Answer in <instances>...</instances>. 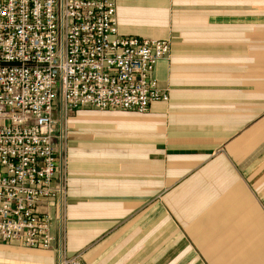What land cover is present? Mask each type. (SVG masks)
Instances as JSON below:
<instances>
[{"label":"crops","instance_id":"0c3cea01","mask_svg":"<svg viewBox=\"0 0 264 264\" xmlns=\"http://www.w3.org/2000/svg\"><path fill=\"white\" fill-rule=\"evenodd\" d=\"M119 34L169 41L146 113L78 109L48 250L0 264H264V0H113Z\"/></svg>","mask_w":264,"mask_h":264},{"label":"built area","instance_id":"2783aa9c","mask_svg":"<svg viewBox=\"0 0 264 264\" xmlns=\"http://www.w3.org/2000/svg\"><path fill=\"white\" fill-rule=\"evenodd\" d=\"M170 46L120 35L113 0H0V242L50 248L37 206L67 192L59 122L167 102L151 76ZM60 250L58 264H82Z\"/></svg>","mask_w":264,"mask_h":264},{"label":"rangeland","instance_id":"374dc122","mask_svg":"<svg viewBox=\"0 0 264 264\" xmlns=\"http://www.w3.org/2000/svg\"><path fill=\"white\" fill-rule=\"evenodd\" d=\"M166 91V90H164ZM167 92V91H166ZM109 111V110H107ZM111 111H118V112H123V111H119V110H111ZM58 119L60 118V112L58 110V114H57ZM74 118L76 117H71V115L67 118V121L64 123L59 122V125L61 126V129L63 131L62 134V138L59 140H57V147L58 149L62 150V152L64 153V158H65V162L68 163V149H69V137L71 132L76 131V128H74L73 124L71 123ZM60 121V120H59ZM65 168H64V173H65ZM61 200V202L63 203L64 199L63 198H59ZM64 247L63 243H60V247H59V254H60V248ZM65 248V247H64ZM78 257V256H77ZM59 262V260H58Z\"/></svg>","mask_w":264,"mask_h":264}]
</instances>
